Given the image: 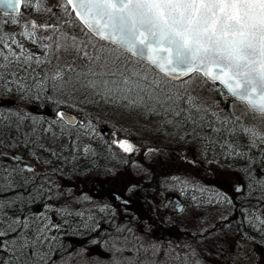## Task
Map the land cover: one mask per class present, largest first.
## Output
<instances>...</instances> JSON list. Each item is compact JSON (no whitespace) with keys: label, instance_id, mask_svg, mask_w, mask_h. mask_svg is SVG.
I'll return each mask as SVG.
<instances>
[{"label":"snow or ice","instance_id":"1","mask_svg":"<svg viewBox=\"0 0 264 264\" xmlns=\"http://www.w3.org/2000/svg\"><path fill=\"white\" fill-rule=\"evenodd\" d=\"M0 3L6 4L15 13L10 21L4 22L5 25L10 23L21 29L19 32H7L0 26V119L7 127L12 126L14 119L17 131L30 123L31 131L25 133L23 146L29 156L35 157L45 167L48 161L42 162L38 152H50L58 159L61 157L41 142V133L55 137L54 126L60 127L63 132L62 126L66 125L71 137V127L77 122L60 108H75L73 91L67 87L71 84L75 89V84L71 78H65L64 70L60 68L51 75L36 71L42 64L52 63L49 55L59 61L56 53L67 51L69 37L62 27L49 25L46 21L31 19L22 22L20 9L25 7L33 8L37 16L44 13L51 16L57 9L61 10L74 17L86 35L91 34L112 45L111 49L97 48L90 40L77 43V37H71V46L77 57L88 60L89 65L86 71L72 68L68 71L74 73L81 87L90 89L94 97L105 103L127 101L130 109L144 107L150 114L156 113V105H167L165 110L175 116L187 111L186 119L194 125L192 135L196 136L197 120L192 115L193 110L199 114L201 121L206 119L209 110L196 105L193 97L185 95L182 88L187 83L185 78L191 79L199 73L206 80L218 81L228 95L264 118V0H62L52 7L48 6L47 0H0ZM41 30L44 33L42 36L38 34ZM25 41L38 44L43 56L26 48ZM89 47L91 53L87 50ZM121 56L135 57L147 64L154 73L151 82L160 90L159 93L145 89L141 83L147 81L151 73L127 68L126 64L119 63ZM29 78L32 84L28 83ZM176 81L180 84L177 85ZM134 90L137 93L135 99L131 98ZM142 92H147V99L153 102L151 107L140 95ZM87 102L98 103L95 100ZM180 104H187V109L175 107ZM49 105L53 106L54 118L46 114ZM211 115L221 126L232 124L228 119L220 121L215 112ZM166 123L173 122L169 120ZM78 126L95 135L91 120ZM240 132L246 137L247 145L228 144V147L229 155L241 159L242 166L222 165L225 171L221 176L229 181L231 191L236 195L243 194L241 184L246 182L249 198L259 192L254 198L264 203V131L256 126L242 125ZM236 134L235 129L229 130V135ZM186 136L184 134L180 139L184 140ZM112 143L126 154L137 151L128 139H113ZM3 146L16 145L15 142L12 145L5 142ZM158 151L148 149V152ZM201 154L206 155V152ZM0 157L14 162V166L0 169L4 173L3 182H0V264H57L53 243L58 240L55 233L61 230L62 224L54 217L73 215L66 202L65 191L52 182L45 183L51 175H55L54 172H38L28 163L21 166L23 158L15 153H0ZM190 163L195 166L197 161ZM128 190L131 191V188ZM200 191L206 189L201 188ZM8 192L15 195H3ZM61 200L65 202L56 203ZM208 202L235 207L226 190L215 191ZM129 203L123 200L125 207ZM33 204H39L40 208L33 210ZM25 207L29 208L28 212L24 211ZM241 208L247 211L243 205ZM106 209L107 206L100 211ZM10 212L17 214L10 215ZM75 215L84 216L82 212ZM254 218L264 226V218ZM221 220L227 221L228 217L222 216ZM63 224H68L67 219ZM215 227L211 225L202 229L200 235L204 239L211 238ZM84 229L98 235L99 224L89 215ZM144 231L150 232L151 225L146 226ZM260 231L264 232V227ZM125 232L132 233V238L124 235ZM89 244L100 247L107 255L93 257L86 264H157L147 254L155 257L162 250L161 243L145 240L136 235L131 227L120 225L103 240L92 235ZM185 247L191 251L182 254L169 248L166 254H171L177 264H202L200 259H193L195 249L191 245ZM85 251L82 247L79 254ZM142 253L145 254L143 257ZM59 264H65V260L62 258Z\"/></svg>","mask_w":264,"mask_h":264},{"label":"rangeland","instance_id":"2","mask_svg":"<svg viewBox=\"0 0 264 264\" xmlns=\"http://www.w3.org/2000/svg\"><path fill=\"white\" fill-rule=\"evenodd\" d=\"M61 2L62 0H47L49 7ZM12 18L13 16H6L0 12V26L7 32L21 31L19 27L10 23L5 25L4 22L10 21ZM31 19L46 21L49 25H58L63 28L69 37L67 51L61 50L56 53L60 58L59 61L49 55L52 63L42 64L36 68L38 73H47L48 75L53 74L57 68H60L64 70L65 78H71L75 84V89L71 84L67 85L68 89L73 91L76 100L75 108L61 107L60 109L67 108L77 111L84 122L86 121L85 124L90 120V113H93L92 119L98 123L99 128L105 125L109 127L108 134L105 135V138L108 139L106 151L114 157L118 155L117 160L105 159V163L102 161L98 163V159L95 163V170L90 168L84 171L86 167L81 158L76 160L77 162L69 161L60 166L53 162V159L57 156H52L50 152H38L42 162L48 161L47 167H45L43 163H38L35 157L29 156L27 149L23 146L25 133L31 131L30 123L21 126L19 131L16 130L14 119L11 122V127H7L5 122L0 124L9 134L7 142L4 136L2 137L5 142L9 145L15 142L17 146V148L4 147L2 141L0 142V153H8L9 155L23 153L29 161H25V159L22 164L29 162L35 166L38 172L47 171L49 174L54 172L55 175H51L50 180L45 181V183L52 182L54 185H59L66 193V202L73 215L54 217L62 225H64V219L68 221V224L65 225L66 229H61L55 233L58 240L53 243V250L55 251L54 259L57 264L62 258L65 260V264H86V261L91 260L93 257L106 256L107 254L100 247L90 245L89 239L92 235H95L97 239L103 240L108 233L115 232L117 225L131 227L136 235L143 237L144 232L142 230L150 223L153 209L149 210L147 206L137 208V203L147 204L153 199L156 204H160L159 206H164L165 198L169 192L180 194V197L182 196L187 201L188 208L182 216L180 214L171 218L168 224L173 225L176 234L167 233V230L162 229L159 225V223H163L160 220L161 211L156 210L154 212V218L158 224L157 228L154 234L148 236L147 239H143L161 243L162 250L159 253H164V251L172 248L183 254L191 251L185 247L191 245L196 253L193 259H200L202 264H205V262L206 264H264V260L261 255L255 252L252 244L242 238L243 232L238 227L240 224L235 222L238 214L236 207L218 206L215 203L209 204L208 202L209 196L214 194L215 191L226 190L230 197L235 194L231 191L229 181L221 176V173L225 171L221 166L231 165L234 168H240V166L234 164L220 152L213 150L211 145L204 146L193 139L189 134L192 133L191 130L182 122L177 121L179 116L165 110L167 105H156V113L150 114L148 109L144 107L130 109L127 107V101L105 103L99 97H94L92 91L86 87H81L80 83L76 82L74 73L68 71L69 68L76 71H86L89 65L88 60L77 57L71 46V37H77V43L80 40H90L97 48L111 49L112 45L101 43L91 34L86 35L74 17H70L58 9L51 16L47 13L37 16L33 8L25 7L22 11L21 20L23 22ZM66 20L70 22L65 23ZM38 34L44 35L42 30ZM43 43H48V41H43ZM25 46L34 54L43 56L38 44L34 45L25 41ZM87 50L89 53L92 52L91 47ZM80 55L82 57V53ZM119 63L126 64L129 69L136 68L151 73L149 79L141 83L145 89L159 93L160 90L155 88V85L151 82L154 73L147 64L130 56H121ZM29 77H31V73H29ZM110 79L112 78L110 77ZM186 80L187 83L183 85L182 91L185 92V95L193 97V102L196 105L207 108L209 112H215L216 115L224 118L239 117L247 127L256 126L264 131V118L248 110V107L242 103L228 100V96L223 93L220 86L209 83L200 74H194L191 79L187 78ZM28 83H33L31 78H29ZM175 83L179 85L180 81ZM136 94L134 90L131 98L135 99ZM140 95L145 97L146 103L151 107L153 102L147 99V92H142ZM88 100H95L98 103H88ZM50 107L53 106H48L46 114H50ZM175 107L184 108L186 105L180 104ZM169 120L173 123H166ZM62 127L63 132L60 131V127H54L55 137L51 134L41 133L43 136L41 142L54 150L59 156L71 154L72 156L69 159L75 156V152L79 155L84 154L85 148L88 149L86 152L88 154L91 147L98 148L99 141L104 139L103 136H97L96 133L92 135L86 132L78 125L71 127V137L69 138V127ZM157 129H160V131L158 132ZM99 131L101 132L100 129ZM0 134H2L1 127ZM184 134H187V136L184 140H181L180 136ZM113 139H128L135 145L137 151L126 154L112 143ZM29 147L31 146L29 145ZM150 148L159 149V151L148 152ZM202 152H206V155H202ZM60 159L64 158L61 157ZM5 160L6 158L0 157V169L11 165L12 161L10 159L6 160V163ZM192 160L197 161L195 166L190 163ZM209 161H212V163H209ZM89 181H96V185H100L98 193L85 190L86 185L89 186ZM103 187L105 192L100 194ZM130 188L131 191L128 190ZM201 188L206 189V191H200ZM69 192L71 195H68ZM114 192L120 193L122 197L134 202L125 207L122 201L115 200ZM85 197L87 199H84ZM104 200H106L108 206L106 211L102 212L100 207H96V202ZM64 202L65 200H61L56 203ZM238 203L243 205L242 200ZM252 203L254 205L256 202L253 201ZM31 207L35 210L37 207L40 208V205L33 204ZM24 211H29V208L25 207ZM76 212H82L84 214L83 218L75 215ZM257 214L260 218H264V205L257 211ZM89 215L94 217V221L99 224L98 235L96 233L90 234L84 229L86 218ZM222 216H227L228 220L222 221ZM68 225L71 229L68 228ZM211 225L216 226L215 232L211 238L204 239L200 232ZM67 231H72L78 236L67 238ZM124 235L128 236L129 239L132 238V233L125 232ZM59 245H63V247L58 248ZM82 247L86 251L79 254ZM156 261L157 264H177L172 256L167 260L164 257L163 259L156 257Z\"/></svg>","mask_w":264,"mask_h":264},{"label":"trees","instance_id":"3","mask_svg":"<svg viewBox=\"0 0 264 264\" xmlns=\"http://www.w3.org/2000/svg\"><path fill=\"white\" fill-rule=\"evenodd\" d=\"M223 89L224 88L221 87V90L223 91V93L228 96V100L231 99V97ZM228 100H226V101H228ZM185 105H186L185 109H187V104H185ZM211 113L212 112H208V114L206 115V119L201 121L199 119V114H197L193 110L192 115L197 120L198 126L197 127L195 126L196 136H193L192 133H189V134L191 135V137L193 139L197 140L200 144H203L204 146H206L208 144L211 145L213 147L212 148L213 150L220 152V154H223L224 157H226L227 159L232 161L234 164H237V165H239L241 167L243 161L241 159H237L234 155H229L230 149L228 147V144H231L233 146L247 145L248 141H247L246 137L240 132L241 126L242 125L246 126L245 123L239 117L224 118V117H221L219 115H216V116L219 117L220 121H223L225 119H228V120L232 121L231 125L225 124V125L221 126L220 122L216 119V117H213L211 115ZM187 116H188V112L184 111L178 117L177 121L178 122H182V124L186 125L191 130V132H193L194 125L189 120L186 119ZM237 118H238V122H237ZM209 122H211V126H209ZM3 123H4V121L2 119H0V124H3ZM199 125H203V126H199ZM0 127H1V132H2V134H0V142L3 141L5 143V140L2 137L4 136V138L6 139V142H7L9 134L7 133L6 129L3 126L0 125ZM215 128H220L221 130L220 131H214ZM230 129H235V132L237 134L236 135H229V130ZM200 137H206L207 139H203L202 140V139H200ZM4 143H2V144L4 145ZM10 148H17V146L10 147ZM237 150H240V149L237 147ZM244 150L247 151L246 148ZM253 154H255V153H253ZM60 156L63 157L64 159H60L59 158L60 159L59 160L57 157L54 158L53 162H55V164H58V165L61 166L63 163H67L69 161L77 162L76 160L81 158V161L85 164V167H86L84 169V171L92 168L93 164L95 163V160L94 161L92 160L93 159V152L92 151H90L88 154H86V152H85L84 154L82 153L80 155L75 152V156L72 159H69L70 156H72L71 154L66 155V156L65 155H60ZM62 160H64V161H62ZM10 164L14 166V162L13 161ZM3 175H4L3 171L0 170V182H3V179H2ZM25 175H28V174L25 173ZM17 179H19V176H17ZM244 186H245L244 195H246V197H248L249 193H248V189H247V186H246V182L244 183ZM19 191H24V189H19ZM3 195H7V196L11 197V196H14L15 193L14 192H8V193H5ZM256 195H259V192L254 193L253 194V198H249V199L253 200L254 196H256ZM25 212H28V211H25ZM247 212H250V210H247V211L243 210L242 211V213H243L242 214L243 221L245 220V218H249L250 217L249 216L250 214L247 213ZM16 214L17 213L10 212V215H16ZM150 218H151V216H150ZM251 219H252L251 224L253 226L252 236L255 237V239L259 243H261V242L264 243V240L261 239V237H262V232L260 231L261 227L256 223V220H255L254 217L251 218ZM108 220H109V217H108ZM64 228L66 229V226L62 225L61 229L64 230ZM68 228H70V225H68ZM161 228L167 230L168 231L167 233H171L172 232V234H176V230L173 229L174 228L173 225L172 226L171 225H163V226H161ZM66 235H67L66 236L67 238L78 236V235H76V233H74L72 231L71 232L67 231ZM262 249L264 251V246H263ZM144 255L145 254H143V253L141 254L142 257ZM147 255H148L149 258H152V259H155V260H156V257H161L162 259L164 257V259L167 260V259L171 258V256H172L170 254H164L163 252L158 253L155 257H151L150 253L147 254ZM163 262L166 263L165 261H163Z\"/></svg>","mask_w":264,"mask_h":264},{"label":"flooded vegetation","instance_id":"4","mask_svg":"<svg viewBox=\"0 0 264 264\" xmlns=\"http://www.w3.org/2000/svg\"><path fill=\"white\" fill-rule=\"evenodd\" d=\"M50 114H47V116L49 118H54V115H55V112H54V109L53 107H50ZM61 111L62 110H66V111H69L73 114H75L76 116V125L72 126V127H76L77 125H79V123L84 122L83 118L81 117V115H78L77 114V111L75 110H71V109H60ZM40 111H44L43 109H40ZM94 114L93 113H90V120L92 121L93 125L95 126V133L97 134V136H103L104 139H101V144H100V149H101V153H93V159L95 160H101L102 162L108 158V152L106 151V145L108 144V139L105 138L108 134V129L109 127L107 125L103 126V127H100L98 126V123L95 122L93 119H92V116ZM66 126V125H65ZM67 127V126H66ZM99 129L101 130V132L99 131ZM106 130V131H105ZM98 132V133H97ZM95 144V143H94ZM89 145H92V144H89ZM90 149V148H89ZM113 156V155H112ZM114 157V156H113ZM118 158V155L115 157V159ZM92 159V160H93ZM117 160V159H116ZM94 161V160H93ZM105 163V162H103ZM100 180V179H99ZM89 183V186L86 185V189L85 190H88L87 192H94V193H98L99 191V186L96 185V181L95 182H88ZM102 185H104V183H102ZM84 188H85V185H84ZM83 188V190H84ZM92 188H95L94 190ZM99 188V189H98ZM241 188L242 190L244 191L245 190V186L244 184H241ZM98 189V190H97ZM97 190V191H96ZM105 192V188L103 187V191L100 193H104ZM169 192V190H168ZM188 193V191H187ZM113 194H115V200H120L122 201L123 203V200L125 199L124 197L121 196L120 193H117V192H114ZM238 197H242V195H236V194H232V198L235 202L239 201L240 198ZM151 199V198H150ZM133 202V201H132ZM132 202L129 203L132 204ZM96 207H100L102 208L103 206H108L107 205V202L106 200L104 201H98L96 202ZM187 201L182 198V196L180 197V194H173L172 192H169L167 194V197L165 198V204L164 206H159L160 204H156V202L153 201L152 199V202H149L148 203V207L150 210H159L161 211V218L160 220H162V224L159 223L160 226H163V225H168L171 221V218H173L174 216L176 215H180L182 216L183 213H185L187 211V208H188V205H187ZM263 203L261 201H257L255 204H254V207H255V210L256 211H259L261 208H262V205ZM245 205H247L248 207H251L252 206V203L250 202H246ZM141 206H143V204H141ZM160 216V214H159ZM165 216V217H164ZM257 216H259L257 214ZM149 221V220H148ZM257 221V220H256ZM252 222V219L250 218L248 221H244V222H240V225L238 227H240V231L243 232L242 233V238L245 240V241H248L252 244V247L254 248L255 252L258 253L259 255H261V258L264 260V251H263V246H264V243H259L255 237L252 236V229H253V226L251 224ZM258 224H260L258 221H257ZM148 225H151V231L150 232H145L144 230H142L144 232L145 235H148V236H151L152 233L154 234L156 228H157V222H156V219L152 218L150 219V223ZM147 225V226H148ZM261 228L264 227L262 226L261 224L259 225ZM142 232V233H143ZM143 238H144V235H143ZM262 240H264V232H262V237H261ZM156 241V240H155ZM150 256H151V253H150Z\"/></svg>","mask_w":264,"mask_h":264},{"label":"water","instance_id":"5","mask_svg":"<svg viewBox=\"0 0 264 264\" xmlns=\"http://www.w3.org/2000/svg\"><path fill=\"white\" fill-rule=\"evenodd\" d=\"M0 11L4 14H8V15H15L14 11L12 8H9L6 4H3V3H0ZM21 11V9H20ZM210 81V80H209ZM212 82V81H210ZM218 82V81H217ZM219 83V82H218ZM225 90V89H224ZM236 100V99H235ZM67 115L71 116L74 120H75V117L73 114H69L67 112H65Z\"/></svg>","mask_w":264,"mask_h":264}]
</instances>
